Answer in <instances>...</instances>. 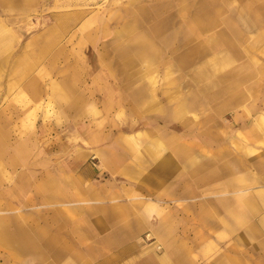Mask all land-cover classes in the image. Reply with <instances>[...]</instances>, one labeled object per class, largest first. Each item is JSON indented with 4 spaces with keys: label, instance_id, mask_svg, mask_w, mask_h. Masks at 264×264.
Listing matches in <instances>:
<instances>
[{
    "label": "rangeland",
    "instance_id": "374dc122",
    "mask_svg": "<svg viewBox=\"0 0 264 264\" xmlns=\"http://www.w3.org/2000/svg\"><path fill=\"white\" fill-rule=\"evenodd\" d=\"M259 60L245 66L244 0H0V128L8 134L3 143L9 150L0 158L26 156L24 168H12L0 183V202L3 195L9 201L0 203V230L2 219L10 226L0 264H83L85 252L90 264L104 261L100 250L68 254L65 234L56 233L67 224V210L77 214L101 206L82 204V185L112 181L159 209L171 204L135 191L131 179L102 171L98 149L119 135H133L123 139L129 146L138 137V151L118 149L129 159L130 151L137 152L154 174L161 140L175 136L195 146L202 170L199 198L187 195L180 208L236 210V196H213L233 185L225 180L224 164L211 162L210 150L215 154L238 129L246 132L264 117V57ZM150 140H160L154 151L146 147ZM258 148L260 153H249L245 172V264H264V146ZM185 168L181 172L192 171ZM179 170L171 168L174 177ZM19 171L35 173L42 191L39 204L23 207L26 216L20 217ZM65 172L75 176L73 198L57 179ZM50 183L56 184L52 192ZM140 240L163 251L148 232Z\"/></svg>",
    "mask_w": 264,
    "mask_h": 264
},
{
    "label": "crops",
    "instance_id": "0c3cea01",
    "mask_svg": "<svg viewBox=\"0 0 264 264\" xmlns=\"http://www.w3.org/2000/svg\"><path fill=\"white\" fill-rule=\"evenodd\" d=\"M244 2L245 66L251 59L260 65L262 63L259 59L264 57V39L259 37L264 35V0H244ZM251 25H255L254 29L256 28L252 36L250 32L254 29H251ZM0 125L4 126L3 121ZM262 126H264V117H259L252 126L254 128L247 130L249 132H245V127H242L237 130L235 139L232 138L224 145L216 147L215 154L213 149L210 150L211 162L218 163V165L224 164L227 171L225 180L233 185V188H226L225 191L213 192V196L232 195L231 197L236 196L239 200V207L236 210L223 208L222 212L217 211L214 206L205 210L180 208L187 195H190V200L199 198L196 195V189L200 185L199 177L202 170L197 166L198 151L195 146H187L183 139L175 136H168L161 141L150 140L149 144L147 141V149L150 145L153 151L155 142L160 141L162 144L160 161L156 164L159 173L154 174V169L150 171L144 162L136 158L137 152L135 151L139 150V146L135 144L138 142V137H134L129 146L123 139L132 134L119 135L112 145L98 149L97 155L102 171L112 173L117 178L131 179L135 181L133 188L135 191L144 190L171 204L159 209L154 207L148 199L140 198L141 196L131 195L130 197L131 188L118 186L112 181L82 185L79 190L81 198L78 197L80 201L82 200V204L93 202L101 206L97 209L84 207L77 214L70 210L63 213L67 224L57 228L56 233L65 234L66 245L64 246L67 253L68 250L75 248L83 249V251L100 250L99 255L105 257L101 262L104 264H245V224L246 221L248 222L245 216V204H249V199L245 197V188H247L245 183L249 177L247 173L245 175V172L249 165L251 150L260 153L258 147L264 146ZM251 132H255L252 135L253 139ZM135 134L138 136V131H135ZM144 134L147 135V131ZM4 137H8V134L2 127L0 128V154L9 152L3 143ZM170 141L173 151H170ZM251 141L252 144L258 146L256 148L254 145L251 146ZM118 147L134 149V152L130 151L131 159ZM147 152L151 154L150 151ZM25 157L18 155L15 158L7 155L0 158V166H2L0 183L11 175L12 168H24ZM101 157L105 161L103 164ZM132 161L136 162L133 167L131 166ZM186 166H189L192 171L181 172L183 168L186 169ZM177 167L180 170L177 177H174L175 174L171 172V168L175 170ZM212 172L213 169H210L208 174ZM18 174L20 181L16 191L22 200L18 202L21 206L19 205L17 209V216L20 217L26 216L23 207L34 208L39 204L36 196L42 191L41 186L35 180V173L28 174L25 171H19ZM30 177H33L32 181ZM58 177L57 179L65 183L64 188H66L67 195L73 198L74 174L65 172L58 174ZM55 185L50 183L49 192H52ZM1 193L5 194L6 191L1 190ZM6 198L4 195L1 197L0 203L3 206L9 203ZM3 210L1 212H4ZM2 220L6 225L0 230V248L6 249L10 226L6 220ZM147 232L149 237H154L161 244L163 249L161 253L156 252L153 246L142 243L141 236ZM213 234L215 237L212 236ZM228 237L233 239L225 244L224 239ZM212 238H214L213 241ZM89 255L88 252L82 253L83 264L89 262L86 260L90 257ZM91 263L95 264L94 261Z\"/></svg>",
    "mask_w": 264,
    "mask_h": 264
}]
</instances>
